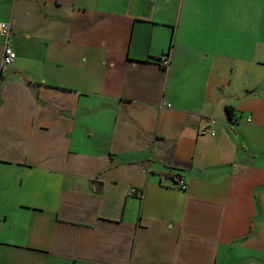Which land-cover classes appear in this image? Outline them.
Segmentation results:
<instances>
[{"label":"crops","instance_id":"obj_1","mask_svg":"<svg viewBox=\"0 0 264 264\" xmlns=\"http://www.w3.org/2000/svg\"><path fill=\"white\" fill-rule=\"evenodd\" d=\"M0 22V264H264V0H0Z\"/></svg>","mask_w":264,"mask_h":264},{"label":"built area","instance_id":"obj_2","mask_svg":"<svg viewBox=\"0 0 264 264\" xmlns=\"http://www.w3.org/2000/svg\"><path fill=\"white\" fill-rule=\"evenodd\" d=\"M12 27L8 23H1L0 22V37H3L6 40V47L4 49L3 55V65L7 66L12 64L16 59V53L13 50L14 48L11 46L9 39L11 37ZM158 63L161 65L162 68L166 69L170 66V58L168 55H164L161 59H158ZM182 177H178L177 181L181 189L186 190L185 182L182 180ZM138 194L137 189H131L128 196Z\"/></svg>","mask_w":264,"mask_h":264},{"label":"water","instance_id":"obj_3","mask_svg":"<svg viewBox=\"0 0 264 264\" xmlns=\"http://www.w3.org/2000/svg\"><path fill=\"white\" fill-rule=\"evenodd\" d=\"M195 131H192V130H186L184 133H183V136H187V137H195Z\"/></svg>","mask_w":264,"mask_h":264},{"label":"trees","instance_id":"obj_4","mask_svg":"<svg viewBox=\"0 0 264 264\" xmlns=\"http://www.w3.org/2000/svg\"><path fill=\"white\" fill-rule=\"evenodd\" d=\"M227 112H228V115H229L230 117L233 116L232 108L228 107V108H227Z\"/></svg>","mask_w":264,"mask_h":264}]
</instances>
